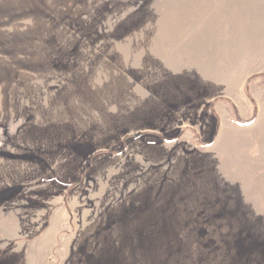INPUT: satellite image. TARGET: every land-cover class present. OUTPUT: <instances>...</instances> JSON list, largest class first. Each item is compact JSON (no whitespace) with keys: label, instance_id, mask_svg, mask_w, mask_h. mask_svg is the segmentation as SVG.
<instances>
[{"label":"rangeland","instance_id":"374dc122","mask_svg":"<svg viewBox=\"0 0 264 264\" xmlns=\"http://www.w3.org/2000/svg\"><path fill=\"white\" fill-rule=\"evenodd\" d=\"M0 264H264V0H0Z\"/></svg>","mask_w":264,"mask_h":264}]
</instances>
